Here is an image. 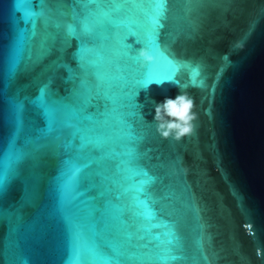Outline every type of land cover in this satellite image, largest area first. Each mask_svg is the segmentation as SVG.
I'll return each instance as SVG.
<instances>
[{
    "label": "water",
    "instance_id": "obj_1",
    "mask_svg": "<svg viewBox=\"0 0 264 264\" xmlns=\"http://www.w3.org/2000/svg\"><path fill=\"white\" fill-rule=\"evenodd\" d=\"M158 2L0 0V264H264V0Z\"/></svg>",
    "mask_w": 264,
    "mask_h": 264
},
{
    "label": "clouds",
    "instance_id": "obj_2",
    "mask_svg": "<svg viewBox=\"0 0 264 264\" xmlns=\"http://www.w3.org/2000/svg\"><path fill=\"white\" fill-rule=\"evenodd\" d=\"M137 57L145 62L151 63L153 56L143 47L137 49ZM193 100L187 93L176 96L175 99L165 98L162 103L155 105L154 122L156 132L163 138L180 140L190 134L193 130L194 120Z\"/></svg>",
    "mask_w": 264,
    "mask_h": 264
},
{
    "label": "snow or ice",
    "instance_id": "obj_3",
    "mask_svg": "<svg viewBox=\"0 0 264 264\" xmlns=\"http://www.w3.org/2000/svg\"><path fill=\"white\" fill-rule=\"evenodd\" d=\"M157 8L159 11V15L154 20L153 36H156L158 34L159 28L162 27V25L160 24V18H162L166 12L167 0H159V2L157 3ZM181 67H182L181 65L176 64V70H175L174 77H173L172 81H175V77L179 73V71L181 70ZM198 74H199L198 71H196V70L193 71V77L194 78L196 76H198ZM84 264H87V261H84Z\"/></svg>",
    "mask_w": 264,
    "mask_h": 264
}]
</instances>
